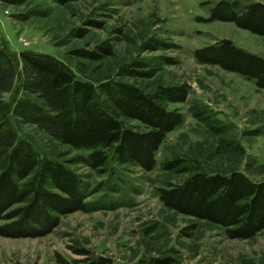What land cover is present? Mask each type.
<instances>
[{
  "label": "rangeland",
  "instance_id": "1",
  "mask_svg": "<svg viewBox=\"0 0 264 264\" xmlns=\"http://www.w3.org/2000/svg\"><path fill=\"white\" fill-rule=\"evenodd\" d=\"M218 1L77 0L57 5L44 0L45 14L34 13L26 20L14 15L25 8L0 1V36L12 52L48 53L78 77L95 82L115 77L147 92L158 85L189 86L185 102L169 104L171 109H180L184 122L167 135L151 171L113 159L105 171L93 170L77 162L88 150L62 144L36 125L13 119L18 136L31 141L39 155L58 160L86 181L92 190L87 201L110 198L125 204L63 214L58 225L42 237L0 236V264H55L56 255L73 260L83 258L84 253L108 256L115 264H149L157 256H172L179 264L264 262V230L252 238H227L221 226L171 210L157 194L159 187L187 179L196 167L209 173L242 171L256 181L264 180V89L237 72L201 64L194 57L196 48L224 38L264 56V36L234 22L204 21ZM78 29L86 30V35L72 32ZM151 38L175 46L148 49L145 43ZM103 42L114 53L102 61L78 54L97 49ZM137 60L163 65L153 77L118 75L122 65ZM2 96L7 98L8 93ZM195 101L220 120L226 133L215 134L191 115L189 107ZM123 119L128 126L145 129L139 120ZM221 139L239 143L242 151H219ZM174 157L187 160L189 171L163 169L162 163Z\"/></svg>",
  "mask_w": 264,
  "mask_h": 264
},
{
  "label": "trees",
  "instance_id": "2",
  "mask_svg": "<svg viewBox=\"0 0 264 264\" xmlns=\"http://www.w3.org/2000/svg\"><path fill=\"white\" fill-rule=\"evenodd\" d=\"M0 1L25 8L24 12L14 14L18 20L47 11L44 0ZM49 1L65 5L77 0ZM204 21L234 22L242 29L264 36V2L220 0ZM72 32L77 36L87 33L81 29ZM145 45L154 50L175 46L154 38ZM113 53L105 42L92 51H78L84 58L99 61ZM194 57L201 64L237 72L264 89V56L237 46L229 38L196 48ZM161 65L156 67L137 60L122 65L117 73L153 77ZM3 93H8V97H3ZM188 93L189 86L185 83L158 85L154 91L147 92L115 77L97 82L78 77L51 54L31 50L12 52L0 36V221H3L0 236L42 237L58 225L63 214L117 209L125 204L110 198L87 201L92 190L86 181L58 160L39 155L31 141L18 136L13 119L36 125L62 144L88 150L86 155L77 157V162L93 170L105 171L113 159L119 164H136L151 171L157 165V152L167 135L184 122L180 109H171L169 104L185 102ZM189 111L215 134L226 133L220 120L210 116L205 105L192 102ZM123 118L139 120L145 129L128 126ZM218 150L241 152L242 147L221 139ZM162 167L175 172L189 171V162L174 157L164 161ZM157 194L165 207L221 226L227 238H252L264 230V180L256 181L242 171L209 173L196 167L187 179L161 186ZM84 255L73 260L56 255L54 261L55 264H115L108 256ZM149 264L179 263L172 256H157Z\"/></svg>",
  "mask_w": 264,
  "mask_h": 264
}]
</instances>
